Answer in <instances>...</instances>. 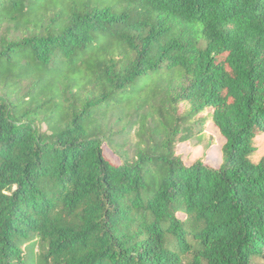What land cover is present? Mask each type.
I'll list each match as a JSON object with an SVG mask.
<instances>
[{
    "label": "trees",
    "instance_id": "obj_1",
    "mask_svg": "<svg viewBox=\"0 0 264 264\" xmlns=\"http://www.w3.org/2000/svg\"><path fill=\"white\" fill-rule=\"evenodd\" d=\"M261 138L264 0H0V264H264Z\"/></svg>",
    "mask_w": 264,
    "mask_h": 264
},
{
    "label": "rangeland",
    "instance_id": "obj_2",
    "mask_svg": "<svg viewBox=\"0 0 264 264\" xmlns=\"http://www.w3.org/2000/svg\"><path fill=\"white\" fill-rule=\"evenodd\" d=\"M121 127H122L121 125H116L115 129L120 130ZM117 137L121 140V142H125V141L127 142L128 148L130 149L131 152L134 151L133 143H135L137 139L134 130H132V133H130V135L126 133H118ZM212 139L215 140V144L211 146L210 142ZM222 139L224 138L218 134L216 127L213 124H210L207 128V134L204 139L203 145H199L196 147H194V145H189V147H187L186 144H181L179 149L181 152L185 153V155H188L190 161L191 160L194 161L197 158L201 157L206 162H208V164L213 166H218L222 161L221 152H220V147L223 143ZM196 142L197 140L193 141L194 144ZM259 146H260V150L258 151V153L263 151L264 138H261L259 140ZM253 159L258 160L259 155L257 154L253 155Z\"/></svg>",
    "mask_w": 264,
    "mask_h": 264
}]
</instances>
